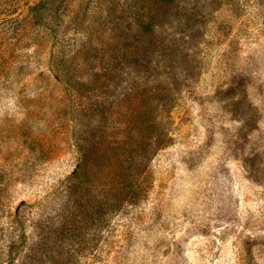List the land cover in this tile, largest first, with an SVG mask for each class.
Instances as JSON below:
<instances>
[{"label":"rangeland","instance_id":"1","mask_svg":"<svg viewBox=\"0 0 264 264\" xmlns=\"http://www.w3.org/2000/svg\"><path fill=\"white\" fill-rule=\"evenodd\" d=\"M0 264H264V0H0Z\"/></svg>","mask_w":264,"mask_h":264},{"label":"clouds","instance_id":"2","mask_svg":"<svg viewBox=\"0 0 264 264\" xmlns=\"http://www.w3.org/2000/svg\"><path fill=\"white\" fill-rule=\"evenodd\" d=\"M13 104L10 100L6 103H0V117H3L6 114H11Z\"/></svg>","mask_w":264,"mask_h":264}]
</instances>
